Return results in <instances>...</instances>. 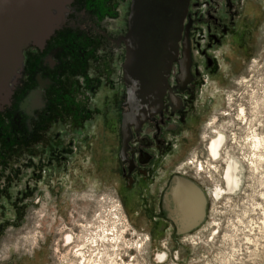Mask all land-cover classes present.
Here are the masks:
<instances>
[{
	"label": "rangeland",
	"instance_id": "rangeland-1",
	"mask_svg": "<svg viewBox=\"0 0 264 264\" xmlns=\"http://www.w3.org/2000/svg\"><path fill=\"white\" fill-rule=\"evenodd\" d=\"M236 5L241 6L237 8L241 16L224 25L225 31L212 24H194L189 38L183 29L178 40L170 71L177 61L179 76L183 70L192 75L191 90L180 96L189 98L197 115V138L190 146L185 138L170 154L156 158L163 161H156L160 167H178L166 185L156 171L147 180L132 175L136 182L132 186L127 176L119 174L122 118L97 117L90 108L91 117L86 118L91 119L79 117L88 105L78 99L77 78L66 79L69 86L64 89L59 85L61 79H50L55 83L53 90L62 91L64 101L61 105L58 97L45 101V109L36 110L33 121V112L22 105L33 84L29 53L24 50L19 72L23 76L16 81L20 84L16 90L11 86L8 102L0 103V264H264V150L256 153L258 164H254L251 138L253 131L264 137L261 125L257 130L241 113L245 107L239 105L237 114L248 123L243 131L248 149H242V183L235 192L219 198L212 189L223 184L222 170L199 147L205 129L209 135L214 133L222 110L236 99L251 104L254 117L264 126V0H236ZM109 15L112 18L116 12L109 9ZM56 36L61 38L59 33ZM61 53L67 57V66L78 58L73 51ZM42 59L41 55L37 60L38 72L45 69ZM187 59L189 64L181 67ZM118 71L116 66L115 82L121 80ZM118 108L116 104L114 109ZM216 130L210 140L222 131ZM34 160L45 161V165L40 162V167L29 169ZM52 162L57 170L66 165L61 183L59 175L53 174L55 169L49 173L47 166ZM44 172L50 174L47 179H42ZM30 176L41 191L27 199ZM172 177L194 181L204 196V216L187 231H179L164 206L163 195Z\"/></svg>",
	"mask_w": 264,
	"mask_h": 264
},
{
	"label": "flooded vegetation",
	"instance_id": "flooded-vegetation-1",
	"mask_svg": "<svg viewBox=\"0 0 264 264\" xmlns=\"http://www.w3.org/2000/svg\"><path fill=\"white\" fill-rule=\"evenodd\" d=\"M130 5L131 0H71L65 12V19L60 26L61 28L56 31L60 34L61 38L59 39V37L56 36L58 33L55 34V32L43 45L38 46L36 44H30L29 47L26 48L29 53L27 59L28 64L31 62L29 70L33 84L28 88L27 99L25 101L23 100L22 105L24 108H27V112H33L32 115H30V118L33 117V121L36 117L35 111L45 109V101L58 97V99L60 98V105L63 103L64 95H62V91L60 90V93H58V91L53 90L55 83H51L50 81V79L52 80L56 77L59 78V81L61 79V83H59V85L62 86L61 89L69 86V81H66V79H78V89H80L78 92V99L88 105L86 112L80 114L79 117L83 116L84 119H91L86 118L91 117L88 113L90 108L97 117L105 114L108 118H117V115H119L121 121L122 114L128 109L129 105L122 71V63L126 50L125 43L120 37L123 36L128 29ZM108 8L112 12H116V15L112 18H110ZM237 8H241V6L236 5V0H189L187 14L184 18V23H189L187 37L189 38L191 33L190 30L194 24L201 25L204 23L207 27H209V24H212L216 28L225 31L227 23L232 24L237 17L241 16V12H239ZM111 19H114V26L111 25ZM205 21L209 22L206 23ZM72 28H77L79 32L76 31V33L74 31L75 33H71L70 30ZM61 51H63L64 54L73 51L78 58L73 64L71 62L67 66V64H65L67 63V57L64 56ZM57 53L59 55H57ZM41 55L43 58L41 61L43 63L42 67L45 69H40V72H38L36 64H38L37 60H40ZM100 55H104L102 61L100 60ZM106 56L110 58L109 61L106 59ZM98 61L101 62L100 66L97 64ZM186 63L189 64L188 59L182 63L181 67H184ZM116 66L119 71H121V73L118 71L117 79L119 73L121 78L118 82H115L114 76H112ZM82 73V78L79 80V74ZM76 74L77 77H75ZM22 76L19 74L15 82L19 78L22 79ZM191 79L192 75L188 70H183L179 76V65L177 61H175L174 68L170 71L168 76V85L163 94L160 108L145 118L137 129H135L133 125H130L131 132L127 140V147L123 157L120 156L122 145L120 133L119 137L121 142L118 150L117 167H119L118 172L120 175L129 178L128 182L130 186L136 183L132 182L135 181V177H139L141 180H147L155 171L160 177H164L166 180L164 185H166L170 175L174 170H178V167L173 168L169 165V168H167V164L164 167V164L160 167L163 161L156 160V158L163 154H170L174 147L180 146V143H185V138L188 140V146L196 141L197 137L194 136L196 133L194 127L196 126L195 117L197 115L193 113V108L188 103L189 98L180 96L191 90ZM15 82L12 84L13 90H16L20 84ZM116 87L117 91L115 94L114 89ZM109 96L112 97L110 98ZM190 98L192 99V97ZM116 104H119L118 110L114 109ZM240 104L245 107V109H240L243 116L246 117L247 120L251 119L257 130L261 125L260 130L262 132L264 131L263 124L260 123L252 113L251 104L242 99H236L233 101L232 105L228 104L229 108L222 110L220 114L221 120L216 125V128L213 127L214 130L212 129L214 133L209 135L205 129L199 147L201 150H206L208 153L207 158L216 161L218 170H222L220 176L223 184H216L214 189H212L213 193L217 188L222 189L224 191L223 194L227 193V173L230 162L237 166V176L239 177L240 186L242 183V168L244 166L243 163L245 164V160L242 159V149H248L247 145L244 144L246 137H243V131L244 126L248 127V123H246V120H241V117L237 114ZM184 117H186L185 120ZM185 125L187 129L184 130L183 126ZM118 129L120 132V125ZM216 129H221L223 132L218 131L217 135L210 140V138L216 134ZM254 134L261 136L259 138L264 141V137L260 135V133L255 131L253 135ZM62 136L63 135H61L60 139H62ZM205 137H207V141ZM209 140L210 142L208 143ZM63 142L64 141H61L60 143L63 144ZM212 145H214V147ZM262 146L260 149L263 148L264 150V143H262ZM51 148L52 144H50L47 149L49 150ZM255 151L258 152L259 149ZM199 155L202 156V152ZM196 159L195 157V161H201L200 159ZM156 161L161 163H157ZM238 161H240L241 164ZM40 162L42 165H45V161L34 160L31 164H28V168L30 169V166H33L32 168L36 166L40 167L38 165ZM56 166L54 162L51 163V166H47L49 173L50 169H55ZM199 166L201 168L203 167L201 163ZM255 166L258 167V165ZM65 168L66 165H61V169H55L53 171L55 173L53 174H55L56 177L57 175L60 177L61 174L64 176L66 175V172L63 171ZM29 173L32 172L30 171L28 174ZM49 175L50 174L44 172L42 179H47ZM55 176H52V178ZM178 178L185 180L181 177H175L173 179L165 193L164 206L170 211L178 228L182 231H187L186 229L193 223V220L195 222L197 218H203V208L202 203H198L197 199L190 200L186 198L180 185L175 187V181ZM27 180L26 182H28L29 185L27 184L26 186V198L31 199V197L34 198L35 195H40L41 189L37 186L38 184L35 183V179L30 176V179L28 177ZM192 185L201 194L204 200L201 190L195 184ZM164 187L165 186L162 185L160 190L162 191ZM172 190L173 192H171ZM126 194V197H130L128 192ZM144 208H147L146 203Z\"/></svg>",
	"mask_w": 264,
	"mask_h": 264
},
{
	"label": "water",
	"instance_id": "water-1",
	"mask_svg": "<svg viewBox=\"0 0 264 264\" xmlns=\"http://www.w3.org/2000/svg\"><path fill=\"white\" fill-rule=\"evenodd\" d=\"M70 2L71 0H0V103L8 102L11 86L23 65L24 50L30 44L41 46L62 25ZM188 2L189 0H131L128 29L120 37L126 50L122 71L129 105L122 114L121 157L127 147L130 125L137 129L162 104L182 30L184 29L185 37L188 35L189 23H184ZM184 179L188 186L193 187L194 181ZM204 204L205 200L202 205ZM168 217L172 219L169 213ZM201 219L202 217L195 222L193 220L187 229L197 225ZM175 225L177 226L176 223Z\"/></svg>",
	"mask_w": 264,
	"mask_h": 264
},
{
	"label": "bare ground",
	"instance_id": "bare-ground-1",
	"mask_svg": "<svg viewBox=\"0 0 264 264\" xmlns=\"http://www.w3.org/2000/svg\"><path fill=\"white\" fill-rule=\"evenodd\" d=\"M243 109V108H242ZM244 111V110H243ZM255 132V131H254ZM253 132V133H254ZM251 137V136H250ZM261 136H258L257 134H254L251 138H252V143L254 144V148L255 150H260L261 146H262V143H264V141H262L261 138H259ZM213 144V143H212ZM210 145V144H209ZM214 147V145H212ZM263 147V146H262ZM210 148V146H209ZM221 149V148H220ZM210 150V149H209ZM212 151V149H211ZM220 152V151H219ZM257 152H255V155L254 157L252 158V162L254 164H256L257 162V158L259 157H256ZM212 155V153H211ZM213 156V155H212ZM213 158V157H212ZM234 158V157H233ZM230 160V159H229ZM240 163V161H238ZM241 164V163H240ZM239 165V164H238ZM242 166V165H241ZM257 166H254V168L256 169ZM227 169V167H226ZM237 166L236 165H233V163L230 162V165L228 167V173H227V185H228V190H227V193H233L235 192L236 190H238L240 188V181L238 180L239 177L237 176ZM227 171V170H226ZM226 173V172H225ZM243 173V171H242ZM243 176V175H242ZM180 185L181 189H183L184 191V196L188 199H197L198 200V203L203 201L202 197H201V194L196 190L194 189V187H190L188 186V184L184 181V180H181V179H177L175 181V187ZM193 186V185H192ZM176 189V188H175ZM173 192V190L171 191ZM224 193V191L220 188H217L215 191H214V194L216 197H220L222 194ZM165 253L163 254H160L159 255V261L161 262L164 258H165ZM228 262V261H227Z\"/></svg>",
	"mask_w": 264,
	"mask_h": 264
}]
</instances>
